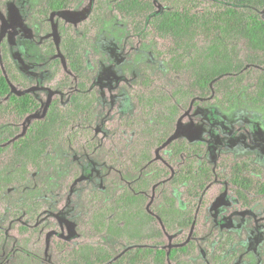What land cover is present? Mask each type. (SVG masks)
<instances>
[{"label":"trees","instance_id":"obj_1","mask_svg":"<svg viewBox=\"0 0 264 264\" xmlns=\"http://www.w3.org/2000/svg\"><path fill=\"white\" fill-rule=\"evenodd\" d=\"M77 1L41 0L32 15L47 24L50 13L70 9ZM108 1L93 0L89 15L78 25L79 32L72 23L60 20L59 46L52 41L43 45L45 54L60 52L63 57L50 60L52 75L62 71L63 63L68 70L53 87L71 90L67 103L54 96L43 117L33 119L24 131L18 121L33 114L39 103L27 92L12 91V85L28 89L30 81L18 72L7 39L0 37V117L7 119L0 133V201L7 189L24 184L31 172L44 166L49 151L67 130L94 122L95 66L89 70L85 53L108 10ZM159 3L162 10L157 12L154 0L113 1L112 9L132 33L154 44V38L168 43L167 71L156 79L144 72L132 91L136 113L122 123L132 135L124 160L131 159L129 173L136 175L109 200L100 201L101 193H94L97 203H90L84 222L87 231L102 240L64 248L57 255L58 264H194L197 230L206 213L203 196L216 179L227 182L241 208L264 205L263 166L249 156L233 161L219 158L214 170L203 157L204 144L171 138L182 111L197 103L218 98L232 104L244 99L264 109V0ZM162 147H166L165 159L156 158L155 152ZM17 205L19 213L34 219L38 202ZM18 229L21 234L35 233L23 224ZM179 231H188L190 238L166 248V237ZM232 240V234L221 237L210 256L211 264H219ZM119 243L123 248L115 247Z\"/></svg>","mask_w":264,"mask_h":264},{"label":"rangeland","instance_id":"obj_2","mask_svg":"<svg viewBox=\"0 0 264 264\" xmlns=\"http://www.w3.org/2000/svg\"><path fill=\"white\" fill-rule=\"evenodd\" d=\"M113 1H108V10L85 53L89 70L95 66L94 122L67 130L49 151L42 168L31 172L24 184L6 190L0 201V264H58L57 255L64 248L69 250L81 242L102 240L101 236L87 231L84 224L90 203H97L94 193H101L100 201L109 200L123 183L129 184L136 175L129 173L131 159L124 160L132 135L122 120L136 113L132 91L143 73L155 79L159 74L164 77L168 43L154 38V44L153 40L144 41L132 33L127 22L112 9ZM40 2L0 0V37L7 39L18 72L30 81L28 89L12 85V91L27 92L39 103L33 114L18 121L22 131L33 119L43 117L54 96L67 103L71 88L58 90L53 85L68 70L63 63L62 71L54 76L48 67L51 59L63 57L60 52L45 54L43 45L52 41L59 46L60 20L72 23L79 32L78 25L93 6V0H78L70 9L50 13L47 25L32 15ZM154 3L160 12L159 0ZM219 101L211 99L182 111L171 138L204 144L203 157L214 170L219 158L233 161L246 156L264 167V109L244 99L232 104ZM6 124L7 119L0 117V133ZM166 153V147H162L155 156L165 159ZM176 193L179 205L183 206L181 194ZM203 197L206 213L197 230L192 262L211 264L210 256L217 242L222 236L232 234L233 240L219 264H264V205L241 208L228 190L227 182L218 179L207 186ZM28 200L38 202L33 220L19 213V205L16 206ZM22 224L35 233L21 234L18 227ZM189 238L188 231L168 235L166 248ZM122 244L115 247L121 249Z\"/></svg>","mask_w":264,"mask_h":264}]
</instances>
